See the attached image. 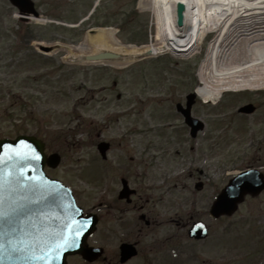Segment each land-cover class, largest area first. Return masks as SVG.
Returning <instances> with one entry per match:
<instances>
[{"label": "rangeland", "instance_id": "374dc122", "mask_svg": "<svg viewBox=\"0 0 264 264\" xmlns=\"http://www.w3.org/2000/svg\"><path fill=\"white\" fill-rule=\"evenodd\" d=\"M96 1L36 0L46 19L38 22L19 18L8 0H0V138L27 133L42 139L48 153L61 156L59 166L46 168L47 173L71 185L87 209L98 203L109 206L111 181L123 165L141 164L150 181L169 180L168 175L181 187L175 216L184 223L193 212L207 210L205 195L226 184L232 169L225 167L231 166L236 155L244 156L248 147L246 138L237 133L228 146L213 149L207 156L205 139L199 141L200 149L192 151L190 136L180 130L175 103L183 102L185 94L200 84L198 69L213 33L200 53L183 58L171 53L131 56L123 67L82 62L63 49L39 52V44L77 46L90 28H111L117 40L130 46H141L138 43L145 38L146 45L150 40L158 44L155 16L141 0H100L92 16L79 23ZM195 108L206 112L199 105ZM164 120L174 124V129H164ZM163 133H176L179 140L170 137L174 143L165 146ZM100 141L111 145L105 160L96 149ZM196 167L205 171L201 180L208 184L195 192ZM193 218L206 220L211 233L205 242L190 246L197 256L185 257L187 262L262 264L264 193L241 205L231 217ZM100 219L96 237L108 238L109 212L104 211ZM110 250L109 245L106 255ZM82 263L76 257L68 262Z\"/></svg>", "mask_w": 264, "mask_h": 264}, {"label": "flooded vegetation", "instance_id": "af4514ba", "mask_svg": "<svg viewBox=\"0 0 264 264\" xmlns=\"http://www.w3.org/2000/svg\"><path fill=\"white\" fill-rule=\"evenodd\" d=\"M205 110V120H203L205 134L199 133L195 138L199 141L203 139L207 141V155L212 153L213 149L223 148V145L228 146L233 136L237 138V133H240L246 138L248 147L244 149V156L233 157L231 166L225 169H235L240 165L243 169L258 170L264 178V90L226 92L218 101L209 102ZM182 127L180 130H188L186 125ZM163 128L172 130L174 125L168 123V126ZM163 135L165 136L164 133ZM176 135V133L166 135L165 146L174 143H170V137L179 140ZM202 145L201 142H196L195 148L200 149ZM192 148L193 146L190 147ZM130 160L134 163L135 158L130 157ZM194 170L199 174L196 179L201 184L200 189L194 185V191H201L208 182L201 180L203 170L197 167ZM114 177L115 179L111 181L112 194L109 206L98 203L91 208L98 215L99 221L104 211L109 212L110 236L96 237V232L90 236L88 244L101 248L103 253L88 263L76 256L83 262L82 264H190L191 262H187L186 258L195 259L197 256V252H193L190 246L205 242L208 236L203 239L192 238L188 234L189 227L193 221L201 219L193 220L194 215L211 219L210 208L214 191L209 193L211 197H208L209 194L205 195V199L209 200L207 210L193 212L182 223L175 216V211L180 205L178 191L181 187L175 181H171L168 175L169 180L163 177V181H150L147 177V169L141 164H127L121 166ZM262 193L264 190L257 196H248V199L260 197ZM167 214L168 219L165 217ZM225 217L221 216V218ZM203 221L209 228L207 221ZM167 223H171L172 227ZM123 244L131 245L135 254L121 261ZM109 245L110 254L106 255ZM183 257H186L185 262Z\"/></svg>", "mask_w": 264, "mask_h": 264}, {"label": "bare ground", "instance_id": "6f19581e", "mask_svg": "<svg viewBox=\"0 0 264 264\" xmlns=\"http://www.w3.org/2000/svg\"><path fill=\"white\" fill-rule=\"evenodd\" d=\"M156 19L158 44L130 46L112 29H97L77 46L53 45L80 61L87 54L111 51L119 60L107 64L123 67L129 57L169 52L185 57L200 48L206 31H212L205 57L198 69L197 92L215 99L221 89L264 85V0H141ZM180 10L176 23L177 6ZM41 19L40 21H42ZM178 24V25H177Z\"/></svg>", "mask_w": 264, "mask_h": 264}, {"label": "water", "instance_id": "95a60500", "mask_svg": "<svg viewBox=\"0 0 264 264\" xmlns=\"http://www.w3.org/2000/svg\"><path fill=\"white\" fill-rule=\"evenodd\" d=\"M10 1L21 12L38 16L31 0ZM181 9L182 6L178 5L176 23H179ZM40 48L45 51L50 50L49 47L41 46ZM118 56L113 52L102 51L88 55L86 59L98 61ZM184 113L186 120H193L189 117L188 109ZM103 148L105 150L107 145L103 144ZM0 150V264H40V256L45 254L44 251L26 249V246L40 245L53 249L49 253L52 254L49 264H66L65 257L75 253L82 254L88 260L95 258L98 252L84 245L86 237L94 230L96 220L83 218L80 211L75 210L71 197L69 201H66L69 206L64 210L67 216L63 220L56 217L45 220L35 214L30 216L31 207L43 205L42 202L48 197H43L44 194L38 190L40 188L37 185L20 183L18 176L25 174L28 170L26 167L34 168L41 174L42 167L47 161L43 156L42 143L33 136H18L12 141L1 140ZM58 161L57 155L49 157V164L52 166L57 165ZM253 180V177L247 178L240 175L225 189L230 211L243 199L245 193H257L264 187V184L255 185ZM222 201L221 196L215 203L213 207L215 215L222 213ZM47 209L52 211L53 206L48 204ZM73 209L77 212L76 216ZM27 227L31 230H27ZM60 227L62 233L59 231ZM197 233V235H203L200 231ZM122 253L124 260L135 252L125 245Z\"/></svg>", "mask_w": 264, "mask_h": 264}, {"label": "trees", "instance_id": "16d2710c", "mask_svg": "<svg viewBox=\"0 0 264 264\" xmlns=\"http://www.w3.org/2000/svg\"><path fill=\"white\" fill-rule=\"evenodd\" d=\"M135 31H136V30H133L131 33H134ZM144 38H145V37H144ZM144 38H143V39H144ZM145 40H146V38H145ZM145 40H144V41H145ZM144 41H143V42H144ZM139 43H141V42H139Z\"/></svg>", "mask_w": 264, "mask_h": 264}]
</instances>
